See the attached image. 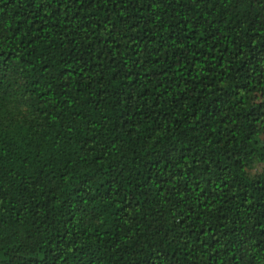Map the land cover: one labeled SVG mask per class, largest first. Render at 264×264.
Instances as JSON below:
<instances>
[{"label":"trees","instance_id":"16d2710c","mask_svg":"<svg viewBox=\"0 0 264 264\" xmlns=\"http://www.w3.org/2000/svg\"><path fill=\"white\" fill-rule=\"evenodd\" d=\"M0 264H264V0H0Z\"/></svg>","mask_w":264,"mask_h":264}]
</instances>
